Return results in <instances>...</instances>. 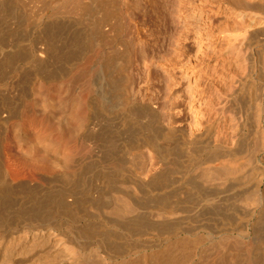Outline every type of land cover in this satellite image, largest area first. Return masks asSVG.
Masks as SVG:
<instances>
[{"label": "bare ground", "instance_id": "obj_1", "mask_svg": "<svg viewBox=\"0 0 264 264\" xmlns=\"http://www.w3.org/2000/svg\"><path fill=\"white\" fill-rule=\"evenodd\" d=\"M107 2L0 0V264H183L201 238L207 245L199 247L197 264H242L245 255L243 264H264V54L251 59L255 77L241 82L233 97L235 107L244 103L254 119L256 142L234 152L229 163L201 169V186L185 177L170 186L161 167L143 179L142 156L128 171L108 172L101 160L142 149L129 147L135 141L116 148L113 111L125 103L123 88L107 74L110 65L96 66L101 52L85 57L89 45L101 41L111 12ZM177 3L164 0L165 34L168 28L169 35L177 33ZM232 5L229 12L247 26L264 19L247 12L264 0ZM89 63L96 89L88 85ZM106 77L112 84L104 92L99 80ZM96 96L106 105L98 106ZM143 111L141 104L127 106L122 125L135 124ZM246 126L245 121L241 141L248 136ZM161 127L166 139L176 138L178 154L150 145L158 160L164 163L172 152L183 157V169L170 177L195 171L204 154L224 148L212 144L204 130L194 128L188 137L172 120ZM228 180L234 201L248 210L233 205L210 222L181 214L200 201L217 205L214 195ZM118 181L136 192L116 189Z\"/></svg>", "mask_w": 264, "mask_h": 264}, {"label": "rangeland", "instance_id": "obj_2", "mask_svg": "<svg viewBox=\"0 0 264 264\" xmlns=\"http://www.w3.org/2000/svg\"><path fill=\"white\" fill-rule=\"evenodd\" d=\"M106 1L108 7L109 4L111 6L109 7L111 12L107 22L102 25L101 41L90 44L85 57L90 59L92 54L101 52L99 64L96 66L110 65V68L109 66L106 68L107 74L113 76L114 81H118L123 88L120 91L122 94L120 102L125 103L118 108L119 110L113 111L114 114L118 112L117 117L114 116L113 119L118 129L116 148L125 149L126 144L135 141L129 147L138 146V149L141 148L144 152L137 151V155L130 156L128 152L120 151L121 153H115L112 159L101 160L100 166H106L108 172L122 168L128 171L133 163L140 164L143 158V174L141 173L143 179H149L157 167H159L157 169L161 167L165 173L168 172V176H173L176 170L183 169L181 166L183 157L177 156L178 150L174 144L176 138L166 139L161 127L172 120L175 126L187 134L186 136L192 137L189 134L195 132L194 128H197L195 133L204 130V136L212 144L224 147L218 155L204 154L205 162L202 159L204 163L199 164L195 171L192 170L183 176L181 174L169 176L170 186L177 185V182L179 184L184 177L200 182L196 185L201 186L204 183L198 175L201 169L229 163L234 152L251 147L256 142L254 119H250L251 114L246 111L244 103L235 107L233 97L239 92L241 82L255 77L252 73L251 59L264 54V19L247 26L246 22L236 19L233 13L229 12L230 8L234 9L232 5L234 0L223 3L218 0H178L177 33L169 35L167 32L171 29L168 28L166 35L163 20L166 17L167 4L165 6L164 0ZM56 5L57 3L54 4ZM40 7L41 3H38V8ZM247 12L252 16L264 17V6L249 8ZM249 19L251 22L254 20L253 17ZM144 59H148V75L144 69ZM90 64L88 67L93 70L88 69L90 71L88 85L90 89H96V81L92 74L95 66ZM106 78L104 81L99 80L104 92H107L109 84H112V81ZM58 81L53 82L55 86L58 85ZM37 85L36 80L34 86ZM96 102L100 107L106 105L101 96H96ZM131 103H134L135 107L141 104L144 111L135 124L124 127L123 117ZM161 113H164V117ZM245 121L247 126L244 132H247L248 136L241 141L242 123ZM150 145H155L154 148L159 151L171 149L174 152L176 149L177 154H174L176 157L169 150L170 159H165L162 163ZM257 158L260 159L259 153ZM6 167L9 172L13 171L8 162ZM119 182L115 183L116 189L136 192V187L127 181ZM230 183L232 181L228 180L220 185L219 191L214 195L217 205L200 201L191 210L181 214L192 221L200 219L202 222H210L218 217V214H223V210H232L229 207L233 205L239 206V211L248 210L249 207L245 208L234 201L232 196L234 189L230 187ZM182 196L184 195L182 194L181 198ZM199 241V247L203 249L207 242L203 238ZM199 247L189 251L183 264L198 263L196 253L201 250ZM247 258L245 255L242 264Z\"/></svg>", "mask_w": 264, "mask_h": 264}]
</instances>
